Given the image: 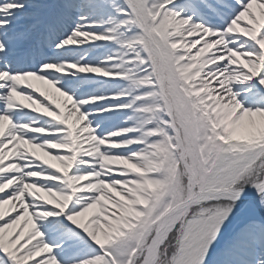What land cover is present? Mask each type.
<instances>
[{"label":"snow or ice","instance_id":"obj_1","mask_svg":"<svg viewBox=\"0 0 264 264\" xmlns=\"http://www.w3.org/2000/svg\"><path fill=\"white\" fill-rule=\"evenodd\" d=\"M0 264H264V0H0Z\"/></svg>","mask_w":264,"mask_h":264}]
</instances>
